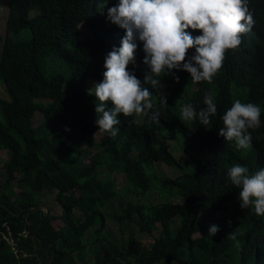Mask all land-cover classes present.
I'll return each instance as SVG.
<instances>
[{"label":"trees","instance_id":"16d2710c","mask_svg":"<svg viewBox=\"0 0 264 264\" xmlns=\"http://www.w3.org/2000/svg\"><path fill=\"white\" fill-rule=\"evenodd\" d=\"M117 2L7 0L0 34V154L6 155L0 264H264V215L241 209L239 190L227 178L234 164L250 174L264 168V0H249L255 23L240 47L227 52L211 83L173 70L161 80L167 106L145 85L153 91L158 123L118 116L117 135L99 132L102 139L85 163L86 139L99 131L89 90L102 81L104 58L125 35L107 22V9ZM80 27L90 36L81 38ZM143 59L138 42L128 70L141 81L148 71ZM208 96L217 104L211 123L186 125L181 106L190 103L199 112ZM236 100L262 109L261 127L250 130L246 150L218 135L221 116ZM153 136H178V158L190 161L193 171L169 177L149 172L153 163L180 167ZM112 174L122 176L120 186ZM43 192H55L57 214L41 201ZM148 194L159 201L146 202ZM107 221L115 229H107ZM213 224L220 231L211 237ZM233 232L240 247L228 238ZM138 234L153 240L141 241Z\"/></svg>","mask_w":264,"mask_h":264},{"label":"clouds","instance_id":"9594fccd","mask_svg":"<svg viewBox=\"0 0 264 264\" xmlns=\"http://www.w3.org/2000/svg\"><path fill=\"white\" fill-rule=\"evenodd\" d=\"M248 5L249 0H118L108 8L107 22L123 29L125 35L119 49L106 54L102 81L89 90V95L96 97L98 132L117 135L120 115L147 117L158 123L153 91L145 85L158 93L156 99L161 106H167L161 80L173 70L188 73L196 83H211L223 68L227 52L240 47L242 36L255 23ZM195 31L201 35L193 36ZM138 42L142 44L143 64L148 68L143 81L128 70L129 65L135 66ZM173 78L178 82V77ZM204 104L206 107L199 112L190 103L182 105L181 119L199 120L202 126L210 124V117L217 114V104L212 96L206 97ZM261 113L255 103L234 101L221 116L223 127L218 135L234 142L238 150L250 149V130L261 127ZM227 178L239 190L240 208L264 215V168L250 174L247 167L234 164L228 168ZM219 231V226L213 224L208 235L213 237ZM228 238L240 247L234 232Z\"/></svg>","mask_w":264,"mask_h":264},{"label":"rangeland","instance_id":"374dc122","mask_svg":"<svg viewBox=\"0 0 264 264\" xmlns=\"http://www.w3.org/2000/svg\"><path fill=\"white\" fill-rule=\"evenodd\" d=\"M6 11H7V0H0V34L1 35L4 34ZM80 29L82 31V37L81 38L86 37V36H90V32L88 29H86L84 27H80ZM163 86H164L163 87V89H164L166 85H163ZM0 93H2V95L4 93V88H3L1 80H0ZM39 121H41L40 117L35 116V122H39ZM183 122L186 125L189 124V121H183ZM40 126H43V122L40 124ZM172 138L173 139H162V137L153 136V144L155 146H162V147L166 148L168 151H170L172 153V155L176 158V161L179 163L180 167L179 168H172V167H166L163 164L153 163V165L150 167L149 172L156 173L160 177H163V176L169 177V176L177 175L178 172L189 173V172L193 171V164L190 161L185 159L184 156L182 159H179L182 157V155L177 150V147L181 151L180 148L183 145V141L178 136H174ZM100 139H102V136L99 132H96L95 134L90 135L86 139V142L84 144V147H85L84 148L85 149L84 154H86V155L83 158V162L86 163L88 155H91L96 151V143H98V141ZM5 157H6L5 154H3V153L0 154V171H1V165H2L3 161L5 160ZM112 177L117 182L118 186H120L121 182H122V176L119 174H112ZM14 191L18 192V189H16L14 187ZM54 197H55V192H43L41 194V201L46 202V204L51 207L53 214H57L59 208L53 204ZM145 201L148 203H155L159 200L154 194H148ZM57 224H60V222L56 221L55 225H57ZM106 228L109 230L115 229V227L111 221H107V227ZM137 236L141 241H144V242H149V241L153 240L152 236L150 237V236H146L144 234H138ZM9 243L12 244V241L9 240Z\"/></svg>","mask_w":264,"mask_h":264}]
</instances>
